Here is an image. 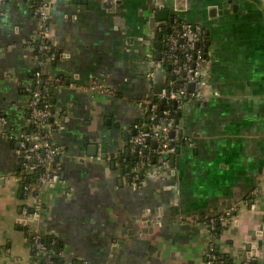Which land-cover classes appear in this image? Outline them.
Listing matches in <instances>:
<instances>
[{
    "label": "crops",
    "instance_id": "obj_1",
    "mask_svg": "<svg viewBox=\"0 0 264 264\" xmlns=\"http://www.w3.org/2000/svg\"><path fill=\"white\" fill-rule=\"evenodd\" d=\"M162 2L180 20L205 28L210 67L203 100L183 111L187 145L177 144L171 152L175 168L147 179L140 189L131 183L133 162L127 157H132L135 126L147 122L141 102L168 87L162 73L154 87L147 78L142 39L155 33L147 19L150 4L111 0V11L104 6L107 0L50 3L61 57L46 72L62 82L53 98L59 121L53 138L64 149V171L61 182L43 193V215L28 229L59 239L66 261L206 264L210 233L205 222L240 204L239 213L222 225L219 251L227 255L225 263L262 262L264 0H185L183 11L176 10L178 0ZM37 31L32 4L8 0L0 5V117L8 122L0 123V264H30L32 256L22 217L27 201L17 179L20 158L4 133L17 135L27 128L26 88L35 71L27 41ZM98 80L114 94L69 86ZM94 144L97 156L89 151ZM112 155L123 156L114 169ZM257 188L262 196L252 201ZM186 224L190 230L175 229Z\"/></svg>",
    "mask_w": 264,
    "mask_h": 264
},
{
    "label": "built area",
    "instance_id": "obj_2",
    "mask_svg": "<svg viewBox=\"0 0 264 264\" xmlns=\"http://www.w3.org/2000/svg\"><path fill=\"white\" fill-rule=\"evenodd\" d=\"M8 0H0L5 5ZM32 4L34 15L38 20V31L34 38L27 41L35 66L33 80L26 88L27 128L17 135L9 132L5 137L14 145L20 158V171L17 179L21 184L26 201L22 207V217L25 228L28 229L33 221L41 219L44 212L43 193L61 182L64 166L62 156L63 147L54 141V134L59 128V121L55 120L53 98L62 84L60 80L47 75V67L61 57L58 44L52 36L50 3L53 0H25ZM156 6H162V0H154ZM159 27L153 35L162 32ZM171 32L165 34L162 41L161 58L156 59L158 49L150 38L142 39L146 49L147 78L152 86L158 83V74L168 79V87L160 92L152 91L142 99L147 122L136 125V135L130 143L133 162L131 183L136 189L146 184L147 179L162 178L166 171L173 168L169 144L179 141L182 131V119L178 121L174 116L171 105L176 103L178 109L184 111L188 103L201 102L207 85L210 67V49L206 45V30L200 24L184 22L175 18L170 25ZM170 67V70L168 68ZM175 77V79H174ZM194 85L192 91L189 86ZM74 90L85 89L94 95L110 96L114 90L104 81H94L86 87L74 82L69 85ZM153 86V87H154ZM166 105L165 109L162 106ZM3 127L7 126V119L0 117ZM175 133V138L171 134ZM156 156V157H154ZM262 196L259 188L251 193L252 201ZM241 210L240 204H233L221 213L209 218L205 228L210 233V242L205 252L206 264H264L262 262L245 261L225 263L216 255L215 240L212 232L217 224H228ZM31 233L32 256L30 264H90L85 259L66 261L62 249L55 246L60 243L57 238L46 239L38 233Z\"/></svg>",
    "mask_w": 264,
    "mask_h": 264
},
{
    "label": "water",
    "instance_id": "obj_3",
    "mask_svg": "<svg viewBox=\"0 0 264 264\" xmlns=\"http://www.w3.org/2000/svg\"><path fill=\"white\" fill-rule=\"evenodd\" d=\"M110 1L111 0H107L108 3H110ZM178 1L179 2H178V5L176 7V10H182L183 11L185 9V7H184L185 0H178ZM108 3H106L104 6H107L106 8L111 9V11H112L113 10L112 4L110 3V6H109V5H107ZM154 3H155L154 0H148V4H150V11H151V15L147 18L149 21L148 23L150 24L152 31L154 30L156 32L159 27L163 26L164 28L166 27L167 33L169 34L171 32V29H170V25L168 23L172 24L174 19L178 18V13H176V11H174V10L169 11V10L165 9V5L163 4V2H162V6H156ZM118 5H121V2H118ZM169 18H170V22H168ZM148 36L146 37V39H148ZM162 38H163V35L159 33L158 39L161 40ZM143 47H144V49H146L145 43H144ZM157 49H158V52L156 54V59L159 60L161 58V51L163 49L162 42L158 43ZM168 70H170V67L168 68ZM174 79H175V77H174ZM193 89H194V85H190L189 90L192 91ZM157 92H160V89L158 90V88H157ZM135 135H136V132H135ZM171 137L175 138V133H172ZM127 140H125V141H127ZM177 144H181L182 147H186V145H187V140L184 137L183 130L181 131V133L179 135V141L174 140V141L170 142L169 149L173 150ZM92 149L95 150V153L93 156H97V154H99L98 144L90 145L89 151ZM128 151L130 152V149ZM121 152H122V150H120L118 153H121ZM103 158L107 160L108 156L105 155ZM130 158L131 157H127V160H129ZM170 159H171L172 165L175 168L176 158L172 156ZM110 160L112 162V166L114 169L117 162L122 163L123 156L121 155L120 157L117 158L116 155H112L110 157ZM131 180H132V178H131ZM24 224H25V221H23V225ZM23 225L20 227L21 229L24 228ZM175 229L190 230L191 225H189V224L178 225V227H175Z\"/></svg>",
    "mask_w": 264,
    "mask_h": 264
},
{
    "label": "trees",
    "instance_id": "obj_4",
    "mask_svg": "<svg viewBox=\"0 0 264 264\" xmlns=\"http://www.w3.org/2000/svg\"><path fill=\"white\" fill-rule=\"evenodd\" d=\"M162 31H163L164 33L167 34V32L165 31L164 28L162 29ZM158 34H159V33H158ZM205 40H206V45H205V47H204V50H206L207 47H208V38H207V36H205ZM170 107H171L172 110H174V116H175V118H176L178 121H180V120L182 119V116H183V111H181L180 109H178L176 103L172 104ZM165 108H166V105H163V106H162V109H165ZM154 157H156V156H154ZM156 158H157V157H156ZM132 159H133L132 162H134V161H135V157H132ZM222 230H223V226H222V224H217V225L215 226V230L212 232V236H213V239L215 240V245H214V246H215V249H216V255L220 258V261L225 262L227 255H226V254H222V253L219 251V244H218V242H217L218 239L220 238V235H221ZM25 231L27 232L28 237H29V236L31 235V233H28V229H27V228H25ZM45 239H46L47 246H48L49 248H51V245H50V241H49V239H47V238H45ZM30 241L32 242V239H31V238H30ZM55 248H56L57 250L62 249L61 242H60L57 246H55ZM32 251H33V250H32ZM33 253H34V251H33Z\"/></svg>",
    "mask_w": 264,
    "mask_h": 264
},
{
    "label": "flooded vegetation",
    "instance_id": "obj_5",
    "mask_svg": "<svg viewBox=\"0 0 264 264\" xmlns=\"http://www.w3.org/2000/svg\"><path fill=\"white\" fill-rule=\"evenodd\" d=\"M164 29H165V31L167 32L166 28H164ZM160 34H162L163 37H164V35H165L166 33H164V32L162 31V32H160ZM162 39H163V38H162ZM162 39H161V40H162ZM161 40L158 39V33H157L156 36H155V39L153 40V41H154V44H155L154 46L157 47L158 43H159V42H162ZM131 160H133L132 157H131Z\"/></svg>",
    "mask_w": 264,
    "mask_h": 264
}]
</instances>
